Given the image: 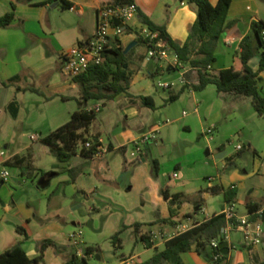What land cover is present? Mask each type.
Returning <instances> with one entry per match:
<instances>
[{
    "label": "crops",
    "instance_id": "1",
    "mask_svg": "<svg viewBox=\"0 0 264 264\" xmlns=\"http://www.w3.org/2000/svg\"><path fill=\"white\" fill-rule=\"evenodd\" d=\"M43 1L0 0V10H2L0 11L2 12L0 17L12 11V9L15 12L13 23L7 28H0V149H5L8 154L14 145L13 138L18 123L24 124V122L33 119L35 116H39L40 108L44 109L45 116L49 120V127L44 129L47 132L46 135L61 127V125L54 124L65 116L63 108L73 100L81 98L79 86L64 71L62 55L77 43L93 37L97 31L98 10L115 4L114 0H67L73 4V7L64 9L59 2L54 6L55 3L42 5ZM243 1L233 0L229 10L228 21L235 23L221 37V43L216 52L217 60L210 69V72L215 75H219L221 71L233 64L234 58L240 50L239 46L242 39L250 32L252 22L256 21L253 16L246 12ZM210 2L215 5L218 0H210ZM135 4L138 6V16L129 22L127 27L131 30L140 29L143 25L140 13H143L156 24L165 25L170 36L181 44L188 39L191 27L198 17L197 8L190 3V0H135ZM248 11H252L251 7H248ZM137 38L135 34L128 32L114 38L113 42H117L121 48H126ZM135 47L131 56V69L134 74L138 75V72L144 74L147 71L152 76L168 65L164 61H148L147 54H142ZM259 63L260 59L251 60L250 65L254 71L258 70ZM136 67L138 71H135ZM172 70L171 68L168 71ZM189 74L193 78L191 81L188 79V85L192 87L199 84L197 72L193 70ZM261 76L263 78L261 92L264 95V72ZM134 83L133 80L131 88ZM181 85L183 89L185 85ZM210 87H214L212 89L217 91V87L211 84L202 92L210 89ZM131 88L129 90L130 95L121 94L115 99L126 96L132 104H137L141 109L147 108L139 99V96L131 92ZM217 93L218 104L224 111L225 117H229V119L240 117L237 106L244 100L245 96L235 93H219L218 91ZM153 100L155 102L154 98ZM13 102L15 107L11 110L10 105ZM90 109L94 108L88 110ZM74 112L69 113L70 118ZM138 115L139 110L132 107L129 109L126 118H133L132 121H134ZM212 123L217 128L216 122L213 121ZM122 134L124 133H119V135L114 136L113 140H109L107 145L110 151L120 149L126 153L128 145L133 144L135 141L134 136H130L132 139L128 140ZM86 136L102 138L99 133L91 132V126ZM258 136L264 140V130ZM102 139L106 143V140ZM245 140L249 142V147H252L254 137L246 135ZM76 149L72 156H77ZM148 150H150V147ZM46 151L52 156H46ZM21 152L9 154V156L21 158V164L14 165V167L20 169L23 182L27 177L37 180L39 174L42 171L45 172L43 169L45 162L51 164L53 171L60 170L61 166H65L63 171L71 173L74 171L69 163L72 156L66 161L58 162L49 146L42 142L41 146H38L37 142H33V145L25 147ZM67 152L70 153L71 149H68ZM131 156L136 157L138 163L142 164L146 161L147 153L144 148L142 152L138 153L133 147ZM86 159L89 160V158ZM47 174L46 172L43 173L41 180ZM253 175H256V173ZM257 175L261 181L264 178V170L262 174L257 173ZM250 177L251 175H241L234 172L230 176L229 183H226L221 176L220 180H217L218 183L208 186L210 193L205 192L199 201L196 200L193 203L187 199L186 193L172 191L175 188L173 181L169 186L164 187L157 177H151L149 180L150 203L157 211L156 218L151 224L153 228L157 227V229L147 233L144 229L145 223H137L139 224L137 229L138 238L142 240V235L151 236L150 245L142 240L146 249L143 253L153 252L145 261L164 249L167 241L164 236L173 234L180 223L193 227L216 214L222 213L229 206H234L239 217H250L253 220L256 215L250 213L247 204L262 203L264 207V197H261V190L257 185L251 187L248 195L244 194L246 190L244 182ZM4 184L2 182V185ZM2 185H0V189ZM233 187L237 191V195L235 199L228 202L225 200V192L232 190ZM212 188L216 190V193L211 192ZM165 189L171 195L175 193L184 194L182 204L173 206L175 210V216L172 218L174 224L163 223L164 220L171 217L169 201L163 196ZM221 194L224 196L222 210L210 214L204 196L214 197ZM240 206H244L245 210L239 211ZM19 208L7 205L3 209L4 214L0 215V255L16 244L22 243L23 248L31 258L37 257L39 255V243L45 239L53 240L62 248L50 247L45 253L44 261L39 264H64L71 258L75 250H78L79 255L83 254L80 245L78 247L73 245L70 238L72 233L69 228L64 226L65 221L58 214L59 211L56 205H50V202L47 204L41 202L39 205L29 204L27 209L22 204ZM1 210L0 208V213ZM73 210L75 211L76 207ZM18 228H23L25 233L18 231ZM228 242L230 248L228 257L223 259L221 263L215 261L211 264H259L264 261V243L259 246H246L242 230H232ZM83 244L82 241L81 245ZM119 246L122 247V240L119 241ZM96 254L100 256V260H97L98 264H106L104 253L98 251ZM96 254L90 258H94ZM140 256V254L130 257L122 255L121 261L134 258L135 263L145 262L140 259ZM180 257L184 264H210L203 255L196 251L195 246L191 251L181 254Z\"/></svg>",
    "mask_w": 264,
    "mask_h": 264
},
{
    "label": "rangeland",
    "instance_id": "2",
    "mask_svg": "<svg viewBox=\"0 0 264 264\" xmlns=\"http://www.w3.org/2000/svg\"><path fill=\"white\" fill-rule=\"evenodd\" d=\"M243 4L246 12L256 22H264V0H244ZM248 7H251V12ZM138 31L139 29H130L126 33L136 35ZM135 48L142 54L148 53V47L143 43ZM254 59L258 60L259 57ZM168 68L169 65H166L152 76L147 71L133 75L135 83L131 92L139 96V99L152 96L156 102L153 109H141L126 96L111 101L93 99L84 106L86 109L101 107L91 125V132L99 133L106 144L119 133H124L122 136L128 140L132 139L130 136H134L135 141L156 133L154 142L144 147L147 153L145 163L140 164L136 157L131 156L133 144L128 145L126 153L116 149L102 158L88 160L81 155L84 142L80 141L76 149L77 156H72L69 160L73 173L63 171L65 166L53 171L51 164L45 162L43 169L48 174L43 180L45 172L42 171L37 180L27 177L23 182L20 169L10 167L9 182L2 185L0 177V215L4 214L3 209L7 205L20 209L24 204L27 209L29 204L50 202V205H56L58 214L65 221L64 226L71 233L80 236L84 243L80 245L81 249L86 245L95 246L104 253L106 264H120L122 255L130 257L140 254V259L145 261L153 254L152 251L143 253L146 249L137 234V223H145L147 233L157 229L151 224L157 213L149 197V180L153 176L164 187L173 181L175 188L172 191L186 193L187 199L193 203L199 201L205 192L210 193L208 186L218 183L221 176L229 183L231 174L238 172L241 175H251L244 182V194L248 195L251 187L257 185L263 198L264 178L260 181L257 173L262 174L264 170V166H261L264 165V140L258 136L264 130V116L257 113L251 98L245 97L238 104L240 117L232 119L225 117L218 104V93L212 89L214 87L204 92L189 87L176 101H169L170 95L179 93L182 85L178 81L179 71H168ZM135 71H138L137 67ZM192 78L188 74L190 81ZM166 82H174V86L171 89L159 88V83ZM79 100L77 98L66 105L63 108L65 116L56 122L59 124L54 125L66 124L70 120L69 113L80 109ZM132 107L139 110L134 121L133 118H126ZM43 110L40 108L39 116L32 117L24 124L18 123L13 138L14 145L9 154L22 153L33 142L41 146V139L47 133L44 129L49 127V120ZM213 121L217 128L214 129L213 141L210 142L204 131L214 126ZM31 135L39 136V140L32 141ZM246 135L254 137L252 147L245 140ZM238 145L243 146L241 151L236 150ZM222 154L224 156L221 157ZM45 155L52 156L48 151ZM155 160L158 170L155 168ZM176 172L180 177L174 180ZM209 178H213L214 182H209ZM204 197L210 214L222 210V194ZM244 210V206L239 207V211ZM119 231H122V247L114 239ZM89 262L98 264L96 257L90 258Z\"/></svg>",
    "mask_w": 264,
    "mask_h": 264
},
{
    "label": "trees",
    "instance_id": "3",
    "mask_svg": "<svg viewBox=\"0 0 264 264\" xmlns=\"http://www.w3.org/2000/svg\"><path fill=\"white\" fill-rule=\"evenodd\" d=\"M59 2L64 9H70L73 4L67 0H44L42 5L54 4ZM115 4H132L135 0H114ZM190 3L197 8V20L190 30V34L185 43L181 44L174 40L167 31L165 25L156 24L147 15L140 13L143 25L148 26L153 32H158L163 40L164 47L170 48L175 52L179 59L186 65L192 67L198 74L199 84L193 85L195 91H203L208 85H215L219 93H235L251 98L254 108L260 116H264V95L261 92L262 76L264 72V22L253 21L250 32L242 39L240 50L237 52L233 64L219 75L210 72V67L216 62V52L221 43L222 35L233 26V22L228 21V14L233 0H218L217 4H212L210 0H190ZM15 19L14 9L4 16L0 17V28L9 27ZM127 30H130L128 27ZM138 44L148 45V41L138 37ZM148 47V46H147ZM126 48H116L111 51L105 58L102 65L89 68L84 74L73 78L74 82L79 86L81 92L80 109L75 111L70 120L57 128L55 131L44 136L42 143L49 146L51 152L56 156L58 162L66 161L73 154L80 141L85 142L86 133L97 118V112L93 109H86L84 106L90 100H114L121 94L130 95L134 72L131 69V54H125ZM255 57H259L260 63L257 71H254L250 62ZM173 69V68H172ZM189 85L177 94H171L169 101H176L181 93H183ZM143 104L149 108H155V102L151 96H143L141 98ZM15 103H11L10 109L13 110ZM97 137V136H94ZM68 149L71 152L68 153ZM110 151V148H109ZM90 151L81 149V155L89 158ZM18 156L14 157V162H10L9 167L20 165ZM155 168L158 170V163L155 160ZM211 192L216 193L214 188ZM237 191L235 189L225 192V200L230 202L235 199ZM163 196L169 201L171 217L164 220L163 223L174 224L173 217L175 210L173 206L182 204L184 194H170L167 189L163 191ZM248 210L252 214H256L263 208L262 203L247 204ZM264 222V210L262 213ZM258 216H254L253 220H257ZM227 226V220L223 213H219L194 225L190 230L174 236L165 243L162 251L157 252L151 259L136 264H184L180 255L191 251L195 246L196 251L203 255L211 264L215 262L214 257L217 252L222 249L214 250L209 247L211 240L219 238L221 231ZM139 224H137V229ZM18 231L25 233L23 228ZM119 231L114 239L120 241ZM26 235V234H25ZM142 240L150 245V235H142ZM61 249L53 240L45 239L39 243V255L31 258L22 243L16 244L11 249L0 255V264H39L44 261L45 253L50 248ZM99 249L95 246H86L83 248V254L79 255L75 250L71 258L64 264H90V257L94 256ZM177 255L175 262L173 257ZM228 256L217 263L223 262ZM264 264V261L259 263Z\"/></svg>",
    "mask_w": 264,
    "mask_h": 264
},
{
    "label": "built area",
    "instance_id": "4",
    "mask_svg": "<svg viewBox=\"0 0 264 264\" xmlns=\"http://www.w3.org/2000/svg\"><path fill=\"white\" fill-rule=\"evenodd\" d=\"M138 16V6L135 3L132 4H114L112 6H105L98 10L97 31L95 35L88 40L77 43L62 55V63L65 73L75 78L87 72L89 68L102 65L106 56L116 48H119L117 42H113V39L120 37L127 31V24ZM136 34L137 37L143 38L148 41V53L147 60H157L167 62L169 67L173 70H178L180 77L178 81L183 85H188V74L194 69L189 65L184 64L170 48L164 47L163 40L160 38L158 32H153L148 26L142 25V27ZM264 40V32H263ZM211 69V67L209 68ZM159 88L171 89L174 86V82L159 83ZM96 112L101 110L100 106L93 109ZM198 112V109H196ZM215 126L205 129L204 134L211 142L213 141V132ZM32 141L39 140V136L31 135ZM156 139V133H151L140 140L133 142V147L136 152H142L143 148L151 144ZM82 149L89 150L91 153L89 159L102 158L109 152V146L100 137H87ZM243 146L238 145L237 151H241ZM14 157L9 156L5 149H0V177L3 183H8L10 180L9 163L12 162ZM179 173H174L173 179H178ZM209 182L213 183L214 179L209 178ZM212 185V184H211ZM234 189V187L232 188ZM264 207L259 210L255 215L258 216L257 220H252L250 217H239L236 214L234 206H229L222 212L227 220V226L221 231L219 238L213 239L209 243V247L214 250L221 249L220 243L222 241H229L230 233L234 229H240L243 232V238L246 246H259L264 242V222L262 220V213ZM188 224H178L176 231L173 234H167L164 239H171L174 236L182 234L190 230ZM166 237V238H165ZM71 241L75 247L82 244L80 236L72 233L70 235ZM81 255V254H80ZM223 253L217 252L214 260L219 261L223 258ZM120 264H136L134 258H128L121 261Z\"/></svg>",
    "mask_w": 264,
    "mask_h": 264
},
{
    "label": "water",
    "instance_id": "5",
    "mask_svg": "<svg viewBox=\"0 0 264 264\" xmlns=\"http://www.w3.org/2000/svg\"><path fill=\"white\" fill-rule=\"evenodd\" d=\"M57 4H58V2H55L54 6H56ZM137 44H138L137 41L132 42V43L126 48V50H125V54L129 53L130 50H131L132 48H134ZM170 69H171V67L168 68V70H170ZM220 248L222 249V253H223L224 255H228V254H229L230 248H229V242H228V241H222V242L220 243ZM95 257H96L97 260H100V256H99V254H96ZM176 259H177V255H175V256L173 257L172 262H175Z\"/></svg>",
    "mask_w": 264,
    "mask_h": 264
}]
</instances>
